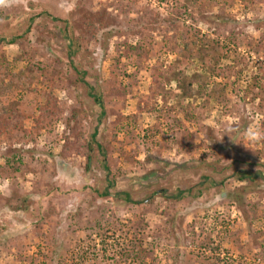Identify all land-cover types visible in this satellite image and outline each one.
<instances>
[{
  "label": "rangeland",
  "instance_id": "1",
  "mask_svg": "<svg viewBox=\"0 0 264 264\" xmlns=\"http://www.w3.org/2000/svg\"><path fill=\"white\" fill-rule=\"evenodd\" d=\"M91 14L104 16L106 26L84 42L81 59L101 96V106L82 99L84 131L96 128L101 144L87 168L66 129L85 91L67 64L64 34L86 36ZM190 39L194 50L205 40L209 66H230L226 77L178 57ZM177 57L181 67L172 72ZM38 63L45 77L3 98L19 119L0 125V264H264V177L219 175L244 162L264 172V0H16L0 7V69L10 75ZM184 74L223 92L207 104L203 96L181 98L177 76ZM153 76H161L163 90ZM49 94L61 111L41 123ZM152 158L165 162L164 176L150 174L158 168ZM199 164L211 173L199 179L201 194L177 197ZM176 167L181 175L172 181ZM105 190L109 196L100 195Z\"/></svg>",
  "mask_w": 264,
  "mask_h": 264
},
{
  "label": "trees",
  "instance_id": "2",
  "mask_svg": "<svg viewBox=\"0 0 264 264\" xmlns=\"http://www.w3.org/2000/svg\"><path fill=\"white\" fill-rule=\"evenodd\" d=\"M99 16V15H98ZM106 18L104 16L102 17H95L92 14L88 17L85 18L84 20V31L83 33L86 34L84 37H75L70 36V34L67 32L64 34L65 40H68L67 44V50H68V65H70L71 69H73L77 76V83H79L83 88H84V93L78 94L77 99H75V107L71 109L68 118H67V123H66V129L69 131V135L73 136L75 140L73 141V145L76 148L78 152H81L82 155L86 159V167L88 168L91 165L92 159H95L96 156L100 153L101 149V144L96 141V134L97 130L96 128L88 135L86 134V131H84V127L86 125L87 121V113L85 111V107L83 105L82 99L86 97L92 98L97 104L100 105V95L97 94L96 89H94L93 86H91L86 80L85 76L88 74V71L84 69V65L81 62V59L85 58L86 54V47L84 46V42H86L87 39H92L96 37L97 31L101 30L106 26L104 23ZM108 16H107V26H108ZM29 26L25 28L24 31L28 32ZM83 36V34H82ZM20 36H17L15 40H18ZM197 38V37H195ZM83 40V41H82ZM14 41V40H13ZM205 40L201 39V44L200 46L197 47L196 50L193 49L195 43L194 39H190V42L184 41L182 49L179 48L176 50L178 57L180 55L188 56L193 59H197L202 65L205 64L206 69L210 71L211 73H216L218 75H221L223 77L227 76L226 71L230 69V66L226 67H221L214 69L213 67L209 66L208 62H205V56L208 55L209 50H206V47L202 46ZM78 48V49H77ZM207 48L208 45H207ZM215 51V48H213ZM208 51V52H207ZM180 54V55H179ZM176 58V60L172 63V66H170V70L172 72H175L174 69L176 67L180 68L181 64H178L179 58ZM77 59L79 66L76 67L73 64V59ZM86 61H87V56H86ZM177 61V63H176ZM81 65V66H80ZM34 66V65H33ZM25 72L27 73V77H25ZM43 75L45 77V74L43 73V69L41 64L38 63V65H35L31 71H26L25 69H20L17 73L13 74H7L6 71L0 69V125L3 127V129H7L11 126L12 124H17L18 123V114L16 113L15 109L13 106H11L6 100H3V98L7 95L12 94L16 90L18 91H24V89H29L31 86V82L33 78L36 77V75ZM162 75V74H161ZM161 77V76H160ZM158 77V78H160ZM197 77L196 81L198 83V87H195V78ZM158 78L153 76V82L156 83V88L158 90H163L162 84L159 82ZM204 79L203 76L201 75H196L194 78L188 76V75H183V76H177V89H179L180 93L179 96L181 98H186V97H204V103L207 104L209 99H213L214 96H217L223 92V88H207L206 84L207 82L201 81V79ZM180 82V83H179ZM203 82V83H202ZM153 96H157L156 92H152ZM159 94V93H158ZM81 95V96H80ZM213 95V96H212ZM55 98L53 97L52 94H49L46 96V101L44 103V107L41 109L40 113V120L41 123L44 121L45 118H48L49 114H56L61 111L60 108L55 106ZM101 106V105H100ZM66 139H69V136H66ZM96 151V153H94ZM152 161L155 162V164L158 165V168L156 170H152L150 174L155 175H161L160 177L164 176V171L161 170V166L165 168V162L161 160H157L156 158H152ZM245 163V165H244ZM243 165L241 164V167H234L232 171L229 172H221L219 175L222 177L221 181L226 179L227 177H235L237 181H244L246 179H249L251 182H254L256 179H259L260 177H264V172L263 171H258L255 169H252L250 166L247 165L246 162H244ZM182 168H185V170L188 169L189 164L185 163L181 165ZM198 169L194 170V174L192 176H189L183 181L184 186L186 189H179L177 191V197H180L184 195V192H191V191H197L198 195L201 194L202 189L198 188V182L200 178L208 179L210 178V172L207 173V170L205 167H202L201 164L197 165ZM209 166V164H208ZM211 166V165H210ZM181 169V167H176L173 170V173H175V177L172 179V181H175L176 176L181 175V172H179L178 169ZM106 169V168H105ZM108 171V168L106 169ZM149 174V175H150ZM145 177V176H143ZM197 177V180L195 178ZM218 179V178H217ZM216 180V178H215ZM215 180L213 182L215 183ZM196 181V182H195ZM222 183V182H221ZM153 186L155 185L154 183H151ZM246 187L242 188V192L240 194L246 193ZM99 192V191H98ZM100 195H105L109 196L110 192L108 190H105L103 192H99ZM124 199L127 202H131V197L129 196L128 193L124 194ZM115 196V195H114ZM120 196V193H116V197ZM174 196V197H176ZM173 197V198H174ZM175 199V198H174ZM239 201V197L235 198Z\"/></svg>",
  "mask_w": 264,
  "mask_h": 264
},
{
  "label": "clouds",
  "instance_id": "3",
  "mask_svg": "<svg viewBox=\"0 0 264 264\" xmlns=\"http://www.w3.org/2000/svg\"><path fill=\"white\" fill-rule=\"evenodd\" d=\"M16 0H0V7L10 6Z\"/></svg>",
  "mask_w": 264,
  "mask_h": 264
}]
</instances>
